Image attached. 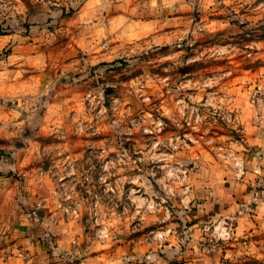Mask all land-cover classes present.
<instances>
[{
    "label": "rangeland",
    "instance_id": "obj_1",
    "mask_svg": "<svg viewBox=\"0 0 264 264\" xmlns=\"http://www.w3.org/2000/svg\"><path fill=\"white\" fill-rule=\"evenodd\" d=\"M0 264H264V0H0Z\"/></svg>",
    "mask_w": 264,
    "mask_h": 264
},
{
    "label": "built area",
    "instance_id": "obj_2",
    "mask_svg": "<svg viewBox=\"0 0 264 264\" xmlns=\"http://www.w3.org/2000/svg\"><path fill=\"white\" fill-rule=\"evenodd\" d=\"M208 245H210V244H208ZM207 247V246H206Z\"/></svg>",
    "mask_w": 264,
    "mask_h": 264
}]
</instances>
